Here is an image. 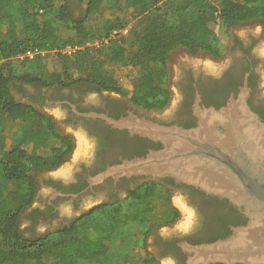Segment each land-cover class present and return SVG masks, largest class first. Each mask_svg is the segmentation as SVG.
I'll use <instances>...</instances> for the list:
<instances>
[{
  "label": "flooded vegetation",
  "instance_id": "1",
  "mask_svg": "<svg viewBox=\"0 0 264 264\" xmlns=\"http://www.w3.org/2000/svg\"><path fill=\"white\" fill-rule=\"evenodd\" d=\"M70 2L87 9L90 0ZM222 44L219 54L185 47L171 52L161 73L169 89L163 107L148 108L132 92L86 78L51 85L13 83L15 97L51 117L73 143L64 163L37 173L35 201L21 215L25 235L56 232L93 213L102 218L141 213L140 219L114 230L111 239H103L108 244L103 259L111 257L114 246L115 257L144 264H247L201 260L204 246L249 224L244 207L170 173L130 169L132 162L166 149V142L145 132L148 123L194 128L199 113L220 110L244 93L264 122L263 22L230 26ZM147 210L152 211L149 218H141Z\"/></svg>",
  "mask_w": 264,
  "mask_h": 264
},
{
  "label": "trees",
  "instance_id": "2",
  "mask_svg": "<svg viewBox=\"0 0 264 264\" xmlns=\"http://www.w3.org/2000/svg\"><path fill=\"white\" fill-rule=\"evenodd\" d=\"M114 2L121 10H134L132 40L127 35L116 38L120 34L116 33L110 43L97 45L95 39L103 34L112 36L117 27L111 22L97 33L92 31L104 13V0H90L80 17L75 16L70 0H0V119L11 121L0 128V264H82L105 254L108 244L103 239H111L114 230L140 219L141 214L110 217L102 225L104 218L93 213L56 232L25 235L21 215L35 201L37 173L64 163L73 143L57 130L51 117L20 102L12 91L13 83L51 85L68 78H86L124 92V70L131 66L144 72L138 89L132 91L135 101L148 108L163 107L169 89L162 71L157 81L154 77L175 48L219 54L222 36L230 26L250 20L264 24V0ZM14 5L18 6L16 12L11 10ZM16 15L21 18L20 25ZM67 46L83 48L64 53ZM27 50L45 54L21 58ZM41 145L47 148L42 150ZM151 212L144 211L141 218H149Z\"/></svg>",
  "mask_w": 264,
  "mask_h": 264
},
{
  "label": "water",
  "instance_id": "3",
  "mask_svg": "<svg viewBox=\"0 0 264 264\" xmlns=\"http://www.w3.org/2000/svg\"><path fill=\"white\" fill-rule=\"evenodd\" d=\"M199 117L198 126L190 129L148 123L145 132L166 142V149L132 162L130 169L170 173L244 207L249 224L204 246L201 260L264 264V122L247 104L245 93Z\"/></svg>",
  "mask_w": 264,
  "mask_h": 264
},
{
  "label": "rangeland",
  "instance_id": "4",
  "mask_svg": "<svg viewBox=\"0 0 264 264\" xmlns=\"http://www.w3.org/2000/svg\"><path fill=\"white\" fill-rule=\"evenodd\" d=\"M115 0H104V13L102 15H99L97 20H96V24L93 27L92 31L97 33V30L99 29H103L104 25L107 23H113L115 24L116 30L115 33L110 36H104L105 34H103L102 37L95 39L96 44L100 45L103 42L105 43H110L111 40L114 38L116 33H120L118 34V36L116 38H119L120 35H127L129 41L132 40V33H130L131 28L134 26L135 23V19H134V10L130 7H127L124 10H121L118 6H115ZM71 7L72 10L75 14V16L80 17L83 16L87 9L82 5H78L75 3H71ZM18 9L17 5H14L11 10L13 12H16ZM16 19L18 21V24H21V18L16 15ZM44 19H46L49 23L51 22V18L50 17H45ZM3 29H6V26L3 27ZM216 30H219V26L216 27ZM102 34V32H98V35ZM77 47V46H76ZM77 48H83V47H77ZM64 53H71L72 51H66L65 49L63 50ZM162 70L159 69L157 74L155 75V80L157 81L159 79V73ZM124 74L126 75L125 77V82L123 85V89L126 93L132 92L134 91V89H138L137 85L139 83H141L143 76H144V72H142L141 69L138 68H134V67H127L124 70ZM11 121L10 119H8L7 117H3L0 119V128L6 127L7 125H10ZM11 145V140L8 141V147ZM40 148L42 150H45L47 148L46 145H41ZM105 221H108L109 219L104 217ZM88 226H86L85 228H88ZM84 230V228H83ZM86 230V229H85ZM94 230V229H93ZM116 249L114 248V246L111 248V257L106 259V264H128L129 262H131V264H144L142 263V261H129L127 259H121L118 257H115L116 255ZM103 261V258L101 257H96L95 259H88L87 261L83 262L82 264H101Z\"/></svg>",
  "mask_w": 264,
  "mask_h": 264
},
{
  "label": "built area",
  "instance_id": "5",
  "mask_svg": "<svg viewBox=\"0 0 264 264\" xmlns=\"http://www.w3.org/2000/svg\"><path fill=\"white\" fill-rule=\"evenodd\" d=\"M66 51H75L76 49H77V47L75 46V47H72V46H67V47H65L64 48ZM63 49V50H64ZM37 54H45V52H43V51H39V50H27L24 54H22L20 57L21 58H23V57H27V56H29V57H33V56H35V55H37Z\"/></svg>",
  "mask_w": 264,
  "mask_h": 264
}]
</instances>
